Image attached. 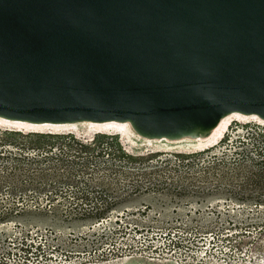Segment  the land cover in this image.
<instances>
[{"label":"rangeland","instance_id":"1","mask_svg":"<svg viewBox=\"0 0 264 264\" xmlns=\"http://www.w3.org/2000/svg\"><path fill=\"white\" fill-rule=\"evenodd\" d=\"M13 131L0 127V264H264L259 122L198 150Z\"/></svg>","mask_w":264,"mask_h":264},{"label":"water","instance_id":"2","mask_svg":"<svg viewBox=\"0 0 264 264\" xmlns=\"http://www.w3.org/2000/svg\"><path fill=\"white\" fill-rule=\"evenodd\" d=\"M232 113L264 119V0H0V118L174 140Z\"/></svg>","mask_w":264,"mask_h":264},{"label":"bare ground","instance_id":"3","mask_svg":"<svg viewBox=\"0 0 264 264\" xmlns=\"http://www.w3.org/2000/svg\"><path fill=\"white\" fill-rule=\"evenodd\" d=\"M234 120H249L251 122H259L264 127V119H260L255 115H243L240 113H232L224 116L219 123L209 132L208 135L197 138H181V139H167V138H145L136 134L130 127L128 122H79V123H65V124H30L27 122H15L0 118V127L8 128L17 131H48L55 132H69L77 136L91 137L95 133L100 134H115L120 137L122 142H132V137L139 140L138 145L148 150L149 146L153 144H166L168 141L173 144L172 149L180 150H198V148H207L209 146L217 145L222 137L227 132L230 124ZM80 126L83 131H80ZM126 140V141H125ZM166 143H163L165 142ZM124 144V143H123ZM128 148V147H127ZM160 150V149H157ZM246 264V263H245Z\"/></svg>","mask_w":264,"mask_h":264},{"label":"trees","instance_id":"4","mask_svg":"<svg viewBox=\"0 0 264 264\" xmlns=\"http://www.w3.org/2000/svg\"><path fill=\"white\" fill-rule=\"evenodd\" d=\"M13 132H19V131H13ZM31 133H34V132H31ZM36 134H40L39 136H43V135H46V136H70L71 138H72V140L76 143V144H78V145H80V146H83V143H81L80 141H77V140H75V138L72 136V134H70V133H67V134H52V133H36ZM102 136H104V134H102ZM70 145V144H69ZM1 146V145H0ZM2 149H4V148H0V158H8V155H4V153H3V150ZM209 149V148H208ZM208 149H205V150H208ZM205 150H202V151H205ZM201 152V151H200ZM122 156H126L127 158H130V159H135V156H133V155H131V154H126V153H124V152H122ZM68 155V154H67ZM48 156V155H47ZM70 156V155H69ZM49 157H51V156H49ZM252 160V159H251ZM253 161V163L254 164H256L257 166H263L264 165V162H263V160H260V161H254V160H252ZM219 162H221V163H227V160H223V159H220V160H218V159H215L214 161H213V163H219ZM229 162V161H228Z\"/></svg>","mask_w":264,"mask_h":264}]
</instances>
